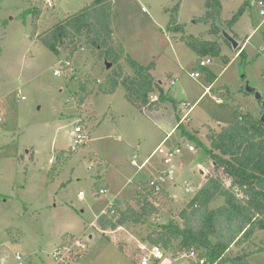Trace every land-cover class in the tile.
I'll return each instance as SVG.
<instances>
[{
	"label": "rangeland",
	"instance_id": "rangeland-1",
	"mask_svg": "<svg viewBox=\"0 0 264 264\" xmlns=\"http://www.w3.org/2000/svg\"><path fill=\"white\" fill-rule=\"evenodd\" d=\"M94 1L56 0L48 9L43 0H0V264H18L17 253L25 261L31 257L35 264H52L66 235L84 246L77 249L84 256L72 264H141L151 248L148 236L172 219L183 225L180 214L187 209L191 216L189 205L209 182L207 176L217 178L207 135L232 124L234 105L217 90L227 86L237 103L260 119L263 114L254 97L243 92L247 79L264 96V16L252 0H222L218 18L232 36L251 35L244 46L245 59L222 33H215L212 22H205L207 0H113L118 14L114 40L124 44L139 64H156L153 75L177 104L168 102L163 111L142 113L120 87L112 95L96 91L78 107L80 81L90 75L103 82L109 68L85 50L65 68L66 52L50 51L38 37ZM37 10L42 12L32 37V13ZM172 17L181 30H170ZM231 20L234 23L227 27ZM183 36L220 41V57L213 58L207 69H198L197 54L181 41ZM209 69L216 74L211 87ZM59 70L61 76L55 77ZM195 72L200 74L197 79L190 76ZM207 88L212 91L205 92ZM155 99L157 93L151 98ZM183 103L193 106L188 115ZM185 117L186 123L179 125ZM78 123L89 138L83 146L75 144ZM72 149L73 158L63 162L67 156L61 153ZM151 177L169 194L157 205L159 215L144 224L101 232L97 219L113 199L132 202L130 184ZM98 180L108 186L100 196L93 192ZM186 183L195 195L185 192ZM224 205L217 199L196 214L200 219ZM261 247L264 232L240 247L232 246L229 254ZM198 254L181 258L166 252L158 264H198ZM248 262L264 264V254H255Z\"/></svg>",
	"mask_w": 264,
	"mask_h": 264
},
{
	"label": "trees",
	"instance_id": "trees-1",
	"mask_svg": "<svg viewBox=\"0 0 264 264\" xmlns=\"http://www.w3.org/2000/svg\"><path fill=\"white\" fill-rule=\"evenodd\" d=\"M260 1L264 3V0L252 2L258 4ZM206 9L205 22H212L215 33H221L223 24L218 18L222 13V0H207ZM41 12L37 10L32 13V37L36 36ZM117 21L118 14L113 0H95L49 28L38 37V42L56 54L66 52L63 65L66 62L71 64L74 55L85 50L96 63H103L106 68L111 66L103 82L98 83L90 75L80 81V91L76 97L78 107L85 104L96 91L112 95L120 87L125 89L126 100L140 111L165 110L168 102L176 106L177 103L153 75L156 64L152 63L147 67L139 64L127 53L124 44L114 40ZM233 23L234 20H231L227 27ZM170 30H181L175 17H172ZM234 37L239 39L236 35ZM181 41L197 54L196 67L200 70L207 69L199 67L201 60L220 57V41L185 36ZM245 41L237 52L244 59L246 53L242 47ZM221 58L228 62L226 58ZM206 72L208 80L215 82L216 75L209 70ZM218 91L235 104L232 124L219 132L210 131L207 135L211 145L208 155L216 163L214 172L217 178L207 176L209 182L198 191L189 205L193 209L191 216L187 214V209L180 214L183 225L172 219L152 232L148 236V242L165 253L177 256L182 252H200L198 264H249L251 256L264 254V247L255 252L244 249L234 254H229V250L232 246L240 247L250 241L255 233L264 232V123L250 113L248 108L236 103L227 86L220 87ZM156 93L158 100L153 102L151 98ZM199 143L202 144L200 141ZM70 151L61 153L67 156L63 162L73 158L75 150ZM100 167L103 169L104 166ZM149 182L130 184L134 191L132 202L119 196L113 199L97 219L99 230L103 233L114 232L126 226L144 224L148 219L158 216L157 205H160L161 198H166L169 194L162 186L159 196H154ZM102 190H108V186L98 180L93 186V192L100 196ZM217 199H223L225 205L205 213L199 219L196 211L207 209ZM8 233L11 237L14 236L12 230ZM74 239L72 235L64 236L62 246L71 244ZM26 264H33L31 257L26 260Z\"/></svg>",
	"mask_w": 264,
	"mask_h": 264
},
{
	"label": "built area",
	"instance_id": "built-area-1",
	"mask_svg": "<svg viewBox=\"0 0 264 264\" xmlns=\"http://www.w3.org/2000/svg\"><path fill=\"white\" fill-rule=\"evenodd\" d=\"M55 1L56 0H43V3H44L46 8L52 9V8H54V2ZM257 5L261 8L260 15L264 16V3L262 1H260V2H258ZM211 64H212V59L206 58V59H203L199 62V67L200 68H208V66ZM64 66L66 68H69L71 66V64L66 62L64 64ZM53 75L55 77H60L61 71L60 70L55 71L53 73ZM190 76L193 79H197L200 77V74L198 72H195V73H191ZM174 84H175V82L172 81L171 85H174ZM183 107L188 109L190 106L188 104L184 103ZM74 133L76 136L75 137V144L77 146H83L89 141V138H88L87 134L85 133L84 127H82L79 123L76 126ZM189 151L190 152L194 151V148L189 147ZM177 152L180 153V150H178ZM168 176L170 178H172L173 172H169ZM149 186L153 189L154 196H159V194L162 191L163 183H161L158 180L152 179L149 182ZM105 192H106V190H102L100 192V194H104ZM185 192L187 194H194V195L197 193V192H195L193 187L188 185V183H186ZM78 248H84L80 239H74L71 244L64 245V246L57 248L52 255V258H53L52 264H72L77 259L82 258L84 256V253L79 252L77 250ZM193 256H195V253L193 251L191 253L182 252L179 255V257H181V258H191ZM164 258H165V252L161 248L156 247V246H151V248L149 250V255L143 257L141 264H158ZM16 260H17L18 264H26V261L24 260L22 254H20V253L16 254Z\"/></svg>",
	"mask_w": 264,
	"mask_h": 264
},
{
	"label": "water",
	"instance_id": "water-1",
	"mask_svg": "<svg viewBox=\"0 0 264 264\" xmlns=\"http://www.w3.org/2000/svg\"><path fill=\"white\" fill-rule=\"evenodd\" d=\"M221 33H222L223 38L229 44H231V46L233 47V49L235 51H238L240 49L241 43L234 36H232L230 33H228L226 28L221 27ZM110 67H111L110 65L107 66V68H110ZM159 84H162V81H159ZM243 92L246 95L253 96L256 103H258L261 106V108L263 110V114H262L260 120L264 123V96H263V94L261 92H259L257 90V88H255L254 86H251L250 82L247 79H245V86L243 88ZM182 144L184 145L185 141H183ZM212 166H213V168H215L216 163L212 162ZM203 175H204V172L200 170L199 176H203ZM88 240L89 241L93 240V236L90 235Z\"/></svg>",
	"mask_w": 264,
	"mask_h": 264
},
{
	"label": "crops",
	"instance_id": "crops-1",
	"mask_svg": "<svg viewBox=\"0 0 264 264\" xmlns=\"http://www.w3.org/2000/svg\"><path fill=\"white\" fill-rule=\"evenodd\" d=\"M253 1V0H252ZM251 1V4L252 5H255V3L254 2H252ZM224 21V20H223ZM228 21V20H227ZM235 35L239 38V39H237L240 43H241V46H242V44H243V41H245V43H244V46L248 43V41H249V39L251 38V35H247L246 37H245V39L244 38H240V36L237 34V33H235ZM244 46L242 47V50H245L244 49ZM196 64V63H195ZM209 71L211 72V73H213V74H215V72L214 71H212L211 69H209ZM216 75V74H215ZM155 77V76H154ZM208 78V77H207ZM209 79V78H208ZM159 82V81H158ZM209 83H211L210 81H209ZM212 84H214V82H212L211 83V85H210V87L212 86ZM208 90L209 91H212V89H206V91L205 92H208ZM217 92H219L218 90H217ZM222 96H224V94L222 93V92H219ZM233 98V97H232ZM235 100V99H234ZM153 102H155V101H157V99H155V100H152ZM236 101V100H235ZM176 102V101H175ZM177 103V102H176ZM237 103V102H236ZM184 104V103H183ZM186 104H188L190 107L187 109L188 111H187V114L186 115H188L190 112H191V110L193 109V106H191L189 103H186ZM235 104V103H234ZM165 109H166V107H165ZM140 111V110H139ZM157 111H163V110H157ZM140 112H142V113H145V112H154V111H147V110H143V111H140ZM187 117V116H186ZM186 117H185V119H186ZM188 119V118H187ZM187 119L183 122V120H184V118L182 119V120H180L179 121V125H182V123L184 124V123H186V121H187ZM204 127H207L208 129H210L207 125H205ZM172 132H173V130H172ZM171 132V133H172ZM198 133H199V131H197ZM170 133V134H171ZM190 134V133H189ZM187 136H189V135H187ZM193 136V135H192ZM183 141H185V143H186V140H183ZM183 141H182V143H183ZM150 180H152V177L150 178V179H148L147 181H143V182H148V181H150ZM138 182V181H137ZM107 191V190H106ZM32 263L33 264H35V262H33L32 261Z\"/></svg>",
	"mask_w": 264,
	"mask_h": 264
}]
</instances>
